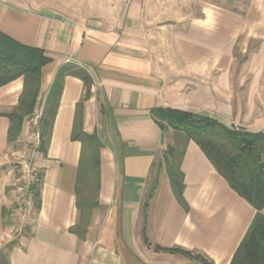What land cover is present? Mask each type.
Segmentation results:
<instances>
[{
	"label": "crops",
	"instance_id": "crops-1",
	"mask_svg": "<svg viewBox=\"0 0 264 264\" xmlns=\"http://www.w3.org/2000/svg\"><path fill=\"white\" fill-rule=\"evenodd\" d=\"M178 2L183 0H0V32L51 58L42 67L34 111L13 142L7 140V115L23 80L0 86V249L15 242L6 250L8 264H203L156 245L211 264L230 263L255 209L195 142L187 143L180 164L186 207L161 167L144 219L155 164L173 139L150 110L177 108L234 128L264 130V0H247L240 10L199 1L190 10L173 9ZM65 64L91 79L81 126L101 142L98 205L83 238L69 231L79 216L81 142L71 138L85 93L78 76L64 77L46 152L33 162L41 178L29 195L16 192L9 165L34 141L39 121L34 126L31 120L41 117Z\"/></svg>",
	"mask_w": 264,
	"mask_h": 264
},
{
	"label": "trees",
	"instance_id": "trees-1",
	"mask_svg": "<svg viewBox=\"0 0 264 264\" xmlns=\"http://www.w3.org/2000/svg\"><path fill=\"white\" fill-rule=\"evenodd\" d=\"M51 60L43 49L24 45L0 32V86L22 77L23 89L17 105L7 115L9 126L7 140L13 142L19 136L24 118L34 111L37 91L41 80L42 67ZM68 74L78 76L85 88L83 98L77 103V112L71 138L81 142V154L77 168L76 206L79 211L77 223L69 231L83 238L91 211L98 205L99 187V148L101 142L96 134H86L82 130L80 107L82 100L89 94L91 79L87 72L74 65H62L53 80L46 96L42 115L39 118L40 151L45 153L51 135L54 116L59 103L64 77ZM151 117L161 130L171 129L175 144L169 143L161 160L156 163L150 189L143 203V217L148 201L152 197L157 183L158 172L164 167L169 178L172 192L180 205L186 207L183 197V173L181 160L189 141L195 142L210 161L215 170L228 185L254 209L255 215L244 237L238 245L229 264H264V130L248 131L228 126L218 119L171 107H159L150 110ZM41 175H38L40 180ZM34 187V186H33ZM38 195L36 188L34 196ZM38 207V202H36ZM143 240L147 239L143 233ZM14 241L6 245L9 250ZM0 249V264H8L7 251ZM194 258L203 264L210 261L200 255L177 248H161Z\"/></svg>",
	"mask_w": 264,
	"mask_h": 264
},
{
	"label": "rangeland",
	"instance_id": "rangeland-1",
	"mask_svg": "<svg viewBox=\"0 0 264 264\" xmlns=\"http://www.w3.org/2000/svg\"><path fill=\"white\" fill-rule=\"evenodd\" d=\"M197 1H199L201 4L203 3H212V4H216L218 6H222V7H226V8H230L233 10H240L243 9L247 0H183V2H178V5L173 6L172 8L175 9H187L190 10L194 6L197 7V4H195ZM183 3V5L181 4ZM57 9H61L63 10L62 7H57ZM172 144H175V140L171 138ZM32 143L28 144L27 146V152L24 155H21L20 157H18L17 155H12L11 159H10V167L12 169V175L13 177H15L17 180L19 181L20 178L22 177L23 173H24V165L25 164H30L31 167H33L36 171L37 169L35 168L33 162L30 158V153H31V147H32ZM23 160L22 163H20V161ZM7 220V219H6ZM24 232V231H22ZM13 239V236L12 238ZM6 245L3 246L1 249H5ZM6 250V249H5Z\"/></svg>",
	"mask_w": 264,
	"mask_h": 264
},
{
	"label": "built area",
	"instance_id": "built-area-1",
	"mask_svg": "<svg viewBox=\"0 0 264 264\" xmlns=\"http://www.w3.org/2000/svg\"><path fill=\"white\" fill-rule=\"evenodd\" d=\"M39 118L35 117L31 120L32 125L36 126L38 124ZM41 155L40 151V137L39 132L37 131L34 134V141L31 147L30 158L32 161L36 160ZM38 175L37 171L31 167L30 164L24 165V173L20 180L15 185L16 192L25 197L31 193L32 187L37 183Z\"/></svg>",
	"mask_w": 264,
	"mask_h": 264
}]
</instances>
